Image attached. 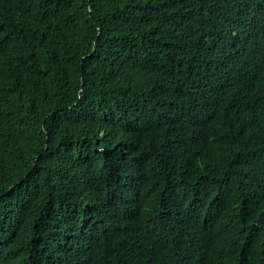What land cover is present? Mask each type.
<instances>
[{
	"label": "trees",
	"instance_id": "obj_1",
	"mask_svg": "<svg viewBox=\"0 0 264 264\" xmlns=\"http://www.w3.org/2000/svg\"><path fill=\"white\" fill-rule=\"evenodd\" d=\"M0 264H264V0H0Z\"/></svg>",
	"mask_w": 264,
	"mask_h": 264
}]
</instances>
